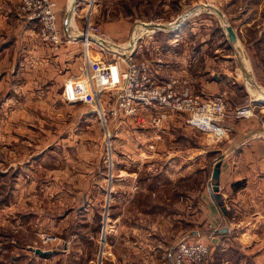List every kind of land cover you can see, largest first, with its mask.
Returning <instances> with one entry per match:
<instances>
[{"label": "rangeland", "instance_id": "1", "mask_svg": "<svg viewBox=\"0 0 264 264\" xmlns=\"http://www.w3.org/2000/svg\"><path fill=\"white\" fill-rule=\"evenodd\" d=\"M18 5L19 0H0V264H87L88 258H92L91 262L96 264L98 259L102 263V254L99 252L100 236L99 243H86L85 240H77L75 237L70 241L67 251L59 252V249L66 244L70 233L77 230L76 216L66 214L75 209L77 203H81L83 196H93L98 201L107 194L106 197L112 202L109 213L113 217L123 211L127 214L131 211V208H119V203L130 198L133 193L123 192L116 186L112 192L103 191L108 189L112 177L118 183L117 174L106 175V181L103 180L101 169L97 174H86L87 151L92 146L88 141L105 137V141L113 140L117 143L118 138L132 139L137 132L136 117L139 112L129 115L118 111L113 114L109 109L114 101V93L122 83V72L128 57L132 55L135 59L151 61L148 63L152 72L155 75L158 72L161 76L159 80H162L170 72L167 67L171 65L177 74L181 72L182 65L178 58L166 60V43L176 42L174 52L183 54L186 60H191L194 54L191 47L196 46L197 41H205L208 46L200 63L194 61V69L190 73L203 66L206 68L207 77L210 73L223 75V86H228L223 87L226 91L223 97L230 105H243L249 99L264 101V0H94L93 17L90 16V19L104 34L105 43L108 45L103 46L107 53L104 62H117L116 66L122 63L113 77L116 80L108 84L116 87L109 97L100 93V76L97 78L100 83L85 77L73 81L98 95L95 104L84 101L69 102L64 95L69 82L64 86L48 89L45 93L39 87L36 74L13 73L14 60L22 58L26 53L30 42L28 36L34 45L37 39L43 40L39 34L38 21L34 20L38 24L33 22L35 28L27 32L25 21L28 18L19 12ZM9 8L13 11L10 14L13 21L6 14ZM185 14L187 16L183 19L184 23L176 29H158L154 26L173 25ZM14 19L16 24L13 25ZM146 25L150 27H145ZM139 26L142 29L136 33L141 28ZM81 28L74 30L71 35L82 39ZM74 32L79 36L73 35ZM134 40L130 51L122 50ZM235 40L247 59L248 72L251 74L249 76L247 73V80L242 76L243 69L233 49ZM3 46L6 48L3 49ZM159 80V83L166 85ZM254 83L261 89L254 87ZM244 86L248 87L249 94L242 92ZM172 87L177 88L175 85ZM181 91L188 93L185 89ZM96 110H100L101 117H98ZM102 110L108 116V120L103 123L105 126L101 122ZM172 114L179 115L171 113L169 116ZM190 127L198 131L199 135L204 134L210 138L209 133ZM221 127L223 138L226 133L223 121ZM130 149L131 145H126L125 150L132 151ZM109 151H112L111 147ZM147 164L148 162L145 163ZM128 166L133 167V162H128ZM158 166L164 168L165 161H159ZM175 166V171L180 172L182 161ZM141 169L142 177L149 178L148 170L144 166ZM168 179L162 175L155 179L153 184H162V188H165L156 193V197L152 198L144 192L138 196L142 211L151 210L150 216H142L141 224L158 236L155 238L154 234L151 239L143 237L144 249L162 245L163 242L166 243L164 252H167L179 241L181 231L186 230L185 224L176 220L172 225L166 224L163 215L166 210L181 213V191L191 186V182L178 177L176 173L173 182L169 177ZM165 185L168 186L167 189ZM151 199L161 201L162 206L167 204L172 209L165 207L152 210L149 202ZM105 211L107 213V209ZM79 218V223H82L81 226L79 224V231L92 232L98 229L101 234V222L83 227L84 217ZM109 221L114 227L110 229L117 233L128 231L124 223H120L123 227L119 229L118 221H125L129 225L132 223L128 218ZM43 233L53 234L56 239L45 243L42 240ZM30 247L50 249L52 252L48 257L39 256ZM163 258L162 256L161 259ZM167 262L168 258H164L163 264Z\"/></svg>", "mask_w": 264, "mask_h": 264}, {"label": "crops", "instance_id": "2", "mask_svg": "<svg viewBox=\"0 0 264 264\" xmlns=\"http://www.w3.org/2000/svg\"><path fill=\"white\" fill-rule=\"evenodd\" d=\"M54 1L60 43L55 47L51 45L52 43L37 39L34 45L28 36L30 42L26 53L22 58H15L13 73L36 74L39 87L45 93L48 89L64 86L67 82L71 83L80 77L98 82L97 78L100 76L102 79V83L98 82L101 84L100 93L104 97H109L116 87H110L108 84L116 80L113 77L122 63L116 66L117 62L110 64L104 62L107 53L99 43H85L71 35L74 30L84 26L88 17H93L94 0ZM8 5L12 6L11 3ZM12 13L10 8L6 11L8 15ZM15 20L13 25L16 24ZM33 22L37 23L31 19L25 21L27 32L35 28ZM186 43L187 41L184 44ZM196 43V46L191 47L195 51L191 50L194 53L191 60H186L183 54L174 52L176 42L166 43V60L178 58L182 64L181 72L176 74L170 65L167 67L170 72L164 79L159 80L161 76L158 72L155 77L167 85H175L201 97L225 95L223 87L228 86H223V75L210 73L207 77L206 68L203 66L190 73L191 69H194V61L200 63L208 46L205 41ZM25 44L27 47V43ZM102 44L104 47L108 46L105 42ZM5 48L3 46V49ZM241 90L249 94L247 86H244V91ZM226 104L229 110V114L223 120L226 133L223 138L216 141L208 139L204 134L199 135L198 131L186 123L185 115L172 114L155 125L151 120L152 109L145 108L141 109L136 117L137 132L132 139L118 138L117 143L113 140L105 141V137L101 140L88 141L87 143H91L92 146L87 151L86 168L90 173L86 170V174L94 175L101 169L105 181L106 175L117 174L118 183H115V178L112 177L108 189L103 191L112 192L116 186L123 192L133 193L130 198L119 203V206L121 205L119 208H131V211L128 214L123 211L113 217L109 213L112 202L106 197L107 194L104 199L98 201L93 196L89 198L83 196L81 203H77L75 209L66 214L76 216L77 230L70 233L66 244L62 245L59 252L67 251L70 241L75 237L77 240H85L86 243L90 241L99 243L100 236L99 252L102 254V263H99L98 259L97 264H143V262L163 264L164 258L163 260L161 258L166 252H164L166 243L162 242V245L158 244L149 249L143 247V237L151 239L154 234L155 238L158 236L153 230L142 226V216H150L151 210L142 211L138 196L144 192L152 198L156 197V193L165 188H162V184H153L155 179L162 175L167 179L169 177L173 182L176 173L178 177L191 182V186L181 191L179 201L181 213L166 210L163 215L164 222L170 225L175 220L181 222L185 224L186 230L181 231L180 237L188 231H195L187 240L201 239L208 244L209 254L205 264H264V101H256L253 114L240 120L230 115L231 109L237 104L230 105L228 102ZM100 114L99 110L98 117H101ZM102 115L103 124L108 120V116L103 110ZM128 144L131 145L132 151L125 150ZM115 145H118L117 148ZM130 161L133 162V167L128 166ZM159 161H165L164 168L158 166ZM179 161H182V168L177 173L175 164ZM216 161L220 162L218 183L220 201L210 190L213 181L211 173ZM147 162L150 169L145 165ZM143 166L148 170L149 178L142 177ZM110 167L113 170L112 174ZM102 186L104 188V184ZM165 187L167 189L168 186ZM91 190L95 191V188ZM149 202L152 204L150 207L152 210L165 207L172 209L167 204L162 206L161 201L151 199ZM79 217H84L83 227L101 222L103 224L101 234L98 229L92 232L79 231L82 225L79 223L81 220ZM121 218L132 220L130 225L125 221H118V228L123 227L124 223L128 231L117 233L116 230L110 229L114 227L109 220L113 222L114 219ZM91 260L92 258H88L87 264H96ZM167 264H172L171 260L168 259Z\"/></svg>", "mask_w": 264, "mask_h": 264}, {"label": "built area", "instance_id": "3", "mask_svg": "<svg viewBox=\"0 0 264 264\" xmlns=\"http://www.w3.org/2000/svg\"><path fill=\"white\" fill-rule=\"evenodd\" d=\"M54 0H19V12L28 19L39 23V34L44 41L57 46L60 41V30L57 25V13ZM182 22V23H181ZM177 28L184 22L181 21ZM82 41L85 43L105 42L104 34L88 17L80 29ZM151 62V61H148ZM146 60L128 57L122 72V83L114 93V101L109 108L113 114L122 111L124 114H136L141 109H152V121L155 125L171 113L184 114L186 123L199 131L210 134L212 141L222 137L221 122L229 114L223 95L211 98L185 93L179 88L164 85L157 81ZM69 85V87H68ZM64 92L69 102L84 101L95 104L98 95L93 90L84 89L81 85L69 83ZM250 99L246 104L231 109L230 115L235 118H246L253 114L255 103ZM262 101V100H261ZM56 236L43 233L45 243L54 241ZM209 254L208 244L201 240H179L165 254L164 258L172 264H205Z\"/></svg>", "mask_w": 264, "mask_h": 264}, {"label": "water", "instance_id": "4", "mask_svg": "<svg viewBox=\"0 0 264 264\" xmlns=\"http://www.w3.org/2000/svg\"><path fill=\"white\" fill-rule=\"evenodd\" d=\"M217 13L219 14V16L221 18H223V15L217 11ZM187 14L185 15H182L181 17H179L174 23L173 25H169V26H165V25H158V24H155L154 26L156 28H163V29H176L178 24L184 19L186 18ZM244 70V67L242 68ZM248 75L250 76L251 74L248 73ZM219 170H220V162L219 161H216L215 164H214V167L212 169V173H211V176L213 178V181L212 183L210 184V190L211 192L214 194V197L216 199H218L220 201V194H218V183H219ZM195 231H188V233H186L185 235H183L182 237L179 238V240H184V239H187L188 236L190 235H193ZM31 250H33V252H35L36 254L38 255H41V256H45V255H50L51 254V250L50 249H41V248H33V247H30Z\"/></svg>", "mask_w": 264, "mask_h": 264}, {"label": "bare ground", "instance_id": "5", "mask_svg": "<svg viewBox=\"0 0 264 264\" xmlns=\"http://www.w3.org/2000/svg\"><path fill=\"white\" fill-rule=\"evenodd\" d=\"M182 23V22H181ZM151 24H154V23H151ZM145 25V24H144ZM139 27H141V28H139V29H137L135 32L136 33H139L140 32V30L142 29V26H139ZM145 27H150L149 25H146ZM229 29V28H228ZM231 30V29H230ZM134 32V33H135ZM73 35H78V34H76L75 32H74V34ZM231 35H233V34H231ZM232 37H234V36H232ZM134 43H135V40L134 41H132L130 44H127V48L126 49H122V50H128V51H130V49H131V47H133V45H134ZM233 49H234V51L236 52V56H237V59H238V62H239V65H240V67L241 68H243L244 67V70H242L241 72H242V76H243V78L244 79H249V76L247 77V73H249L248 71V63H247V59H246V56L244 55V53H243V51L241 50V47L239 46V43L237 42V40H235V42H233ZM122 46V45H121ZM126 47V46H125ZM237 74H239V73H237ZM241 74V73H240ZM241 76V75H240ZM254 87H256L258 90H260L261 88L257 85V84H255L254 83ZM262 92H264L263 90H262ZM262 99H264V98H262Z\"/></svg>", "mask_w": 264, "mask_h": 264}]
</instances>
